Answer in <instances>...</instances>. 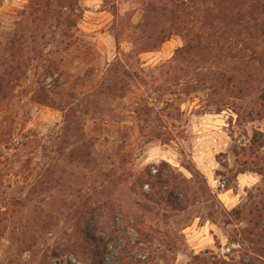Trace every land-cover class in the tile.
Returning <instances> with one entry per match:
<instances>
[{"label":"rangeland","instance_id":"1","mask_svg":"<svg viewBox=\"0 0 264 264\" xmlns=\"http://www.w3.org/2000/svg\"><path fill=\"white\" fill-rule=\"evenodd\" d=\"M28 1L0 0V77L19 66L2 84L0 264H264L242 232L264 194V37L177 57L178 34L143 49L145 0H45L46 15ZM14 34L20 53L7 49ZM123 73L130 87L107 89ZM39 85L50 106L31 98ZM161 163L194 176L183 211L150 203L137 182Z\"/></svg>","mask_w":264,"mask_h":264},{"label":"trees","instance_id":"2","mask_svg":"<svg viewBox=\"0 0 264 264\" xmlns=\"http://www.w3.org/2000/svg\"><path fill=\"white\" fill-rule=\"evenodd\" d=\"M101 1L102 3L106 2V0ZM49 7L48 3L45 4V0H29L25 9L29 11V15L34 13L46 15ZM144 8L143 21L134 28L138 36L141 35L142 38L145 37L146 39L143 44L144 50L156 49L173 34L180 35L186 42L183 50L178 52L177 57L186 54L193 46L195 49L202 48L201 44L207 40L208 42H215V40L222 39L231 45L242 35L248 40L264 37V0H145ZM24 13L23 10L20 15L22 16ZM63 23L65 30L62 31L61 36L70 38L69 33L71 29L75 28V25L68 18H65ZM230 39H234L235 42L232 43ZM68 48L69 44L66 43L64 50ZM7 49L20 53L23 49V38L14 34L8 41ZM41 54L43 55V53ZM11 55L14 58L15 54ZM43 57H47V53ZM43 62L48 63L49 60L44 59ZM50 67V65L47 67L48 71L51 70ZM18 69V65L9 67L4 72L7 76L6 81L2 79L4 74L0 77V113L6 110L9 105V98H7L2 84L7 83L9 85L10 80L16 78ZM48 74L50 75V73ZM127 78L129 76L125 73L113 74L109 78L107 89L125 90V88L130 87L129 83L125 81ZM218 80H220L219 75L215 76V81ZM230 84L231 79H226L225 88L228 89ZM52 95L53 92L50 89L39 85L31 98L38 104L50 106L53 104ZM65 108L64 106L60 107V111L64 112ZM71 115V112H64L65 125L58 137L61 143L66 142L72 133ZM5 126L0 121V146L7 143L10 138L4 133ZM261 138V134L255 132L251 142H260ZM260 146H262L261 143ZM81 152H83V139L74 149L75 154L79 155ZM24 163L26 162L24 161ZM153 169L157 172L156 175H151L149 173L150 167H145L137 178L140 186L146 185L150 190L144 197H147L152 204H163L172 210H185L189 190L186 187L195 184L194 176L192 179L186 180L172 171L165 163H161L160 166ZM243 171L244 169H241L238 173ZM244 223L245 228L242 230L244 238L251 243L261 245L255 249L254 253L257 254L256 257L264 259V194L257 205L247 211ZM252 236L257 240L253 241ZM53 256L57 255L53 253ZM119 260L121 261L122 258L119 257Z\"/></svg>","mask_w":264,"mask_h":264}]
</instances>
